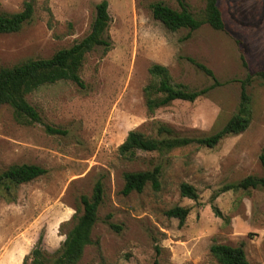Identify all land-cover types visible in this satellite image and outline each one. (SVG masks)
<instances>
[{"label":"rangeland","instance_id":"1","mask_svg":"<svg viewBox=\"0 0 264 264\" xmlns=\"http://www.w3.org/2000/svg\"><path fill=\"white\" fill-rule=\"evenodd\" d=\"M104 0H0V13L33 5V17L19 32L0 35V68L28 59L50 58L89 33L95 7ZM110 24L107 52L97 47L80 70L83 88L58 82L26 97L42 123L15 122L8 106L0 107V172L13 165H35L46 174L11 190H0V264H23L41 237L47 255L55 253L76 215L78 199L103 185V201L92 231L98 245L85 248L77 264H217L213 244L242 246L249 264H264V189L222 192L248 177H261L264 153V0H219L225 25L190 32L167 30L153 19L149 5L161 2L179 10L177 0H105ZM198 17L204 0H181ZM194 60L211 70L198 71ZM165 67L172 85L200 91L194 102L174 101L148 113L143 89L149 69ZM251 77L247 93L252 117L248 128L224 138L214 148L197 139L219 131L237 110L240 83ZM44 125L64 135H49ZM164 126L171 134L157 132ZM186 146L138 152L123 159L118 147L128 132ZM160 167V188L122 195L123 174ZM188 184L196 200L180 196ZM189 210L183 226L165 212ZM216 212L218 214H216ZM108 224L120 228L118 232ZM25 264H29V260Z\"/></svg>","mask_w":264,"mask_h":264},{"label":"trees","instance_id":"2","mask_svg":"<svg viewBox=\"0 0 264 264\" xmlns=\"http://www.w3.org/2000/svg\"><path fill=\"white\" fill-rule=\"evenodd\" d=\"M204 2V9L198 17L189 12L181 0H177L179 10H173L161 2L150 4L149 10L153 19L171 32L180 29L193 32L204 25H208L214 31H224L225 25L218 5L219 0H204ZM32 17L33 5L31 2H25L20 12L14 14L0 13V35L19 32L31 22ZM109 24L108 4L104 0L95 7V16L87 36L70 48L59 50L50 58L28 59L11 67L0 68V107H10L13 119L18 124L42 123L39 113L27 102L26 97L43 86L53 85L61 81L70 82L83 88L80 70L85 56L97 47L102 48L104 52L110 49V40L107 34ZM189 61L198 71L214 79L211 70L192 59ZM148 73L150 82L143 89L144 103L148 113H154L160 108L169 106L174 101L194 102L217 86V83H214L211 87L196 91L189 90L182 85H172L167 69L157 64L152 65ZM255 76L264 82V70ZM250 81L251 77L248 76L246 80L240 83L237 110L227 123L214 134L194 142L205 148H214L224 138L240 135L248 128L252 117L251 98L247 93V86ZM44 131L49 135L65 134L63 130L49 125H44ZM157 132L159 134H171V131L164 126L158 127ZM189 143L190 141L187 140L157 141L146 138L140 132L133 130L128 132L124 142L118 147V153L123 159L133 161L138 152L169 151ZM258 159L263 170L261 177L248 176L237 183L225 186L222 192L230 190L249 192L250 190L264 189V153L260 154ZM160 173L161 169L158 166L150 171L124 173L121 194L126 196L131 193H141L147 185H150L153 191H158ZM44 174L46 171L35 165L10 166L0 172V190L3 194H8V200H13L11 190L32 182ZM179 191L181 197L190 200L197 199L195 189L188 184H181ZM102 201L103 185L98 181L93 186L90 196L81 195L79 197L76 215L72 218L71 227L66 232L59 249L52 255H47L41 248L42 239L40 237L23 264L27 260H29V264H77L86 247L98 245V242L92 239V231L98 221L97 212ZM216 214L218 213L216 212ZM188 215L189 210L182 207H174L165 212L166 217L177 219L179 226H183ZM108 225L116 232L120 230L113 224ZM209 254L217 264H249L242 246L231 247L213 244L209 249Z\"/></svg>","mask_w":264,"mask_h":264}]
</instances>
